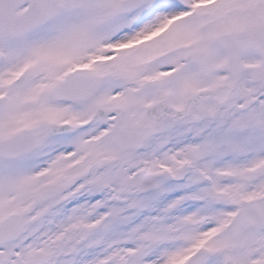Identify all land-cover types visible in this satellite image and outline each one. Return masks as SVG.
I'll use <instances>...</instances> for the list:
<instances>
[{
	"label": "snow or ice",
	"instance_id": "obj_1",
	"mask_svg": "<svg viewBox=\"0 0 264 264\" xmlns=\"http://www.w3.org/2000/svg\"><path fill=\"white\" fill-rule=\"evenodd\" d=\"M0 264H264V0H0Z\"/></svg>",
	"mask_w": 264,
	"mask_h": 264
}]
</instances>
